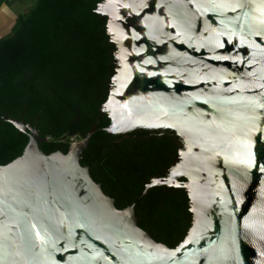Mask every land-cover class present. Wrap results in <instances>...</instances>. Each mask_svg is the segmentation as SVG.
<instances>
[{"label": "water", "instance_id": "95a60500", "mask_svg": "<svg viewBox=\"0 0 264 264\" xmlns=\"http://www.w3.org/2000/svg\"><path fill=\"white\" fill-rule=\"evenodd\" d=\"M116 75L105 131H158L179 154L155 187L184 189L191 228L172 249L81 165L93 129L46 154L36 127L0 166V264H264V0H105ZM184 179L185 181H182Z\"/></svg>", "mask_w": 264, "mask_h": 264}, {"label": "trees", "instance_id": "16d2710c", "mask_svg": "<svg viewBox=\"0 0 264 264\" xmlns=\"http://www.w3.org/2000/svg\"><path fill=\"white\" fill-rule=\"evenodd\" d=\"M32 1L0 37V166L20 158L29 143L9 120L36 127L48 155L67 154L96 129L81 165L118 209L134 206L140 228L176 248L193 221L187 192L144 191L172 167L178 139L142 129L127 136L105 131L110 119L100 110L117 69L108 18L97 12L105 0ZM7 4L0 0V14Z\"/></svg>", "mask_w": 264, "mask_h": 264}, {"label": "rangeland", "instance_id": "374dc122", "mask_svg": "<svg viewBox=\"0 0 264 264\" xmlns=\"http://www.w3.org/2000/svg\"><path fill=\"white\" fill-rule=\"evenodd\" d=\"M32 3V0H10L8 7L6 6L0 14V37H3L2 33L4 35L9 34L14 18L20 13L27 11Z\"/></svg>", "mask_w": 264, "mask_h": 264}, {"label": "crops", "instance_id": "0c3cea01", "mask_svg": "<svg viewBox=\"0 0 264 264\" xmlns=\"http://www.w3.org/2000/svg\"><path fill=\"white\" fill-rule=\"evenodd\" d=\"M12 1V0H11ZM9 2H10V0H8V4L7 5H9ZM8 7V6H7ZM6 21V20H5ZM1 31V30H0ZM6 33V32H5ZM2 36H5L3 33H2Z\"/></svg>", "mask_w": 264, "mask_h": 264}]
</instances>
